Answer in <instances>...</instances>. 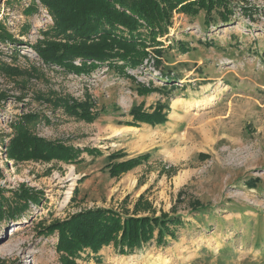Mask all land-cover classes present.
<instances>
[{
	"label": "rangeland",
	"instance_id": "rangeland-1",
	"mask_svg": "<svg viewBox=\"0 0 264 264\" xmlns=\"http://www.w3.org/2000/svg\"><path fill=\"white\" fill-rule=\"evenodd\" d=\"M32 1L0 0V20L16 40L0 43V66L28 72L0 69V139L7 141L18 117L35 113L37 135L101 153L81 152L75 163L15 162L0 146L4 197L22 184L43 193L25 211L5 210L0 264H60L57 234L40 235V228L84 208L131 212L136 203L139 215H181L176 238L130 253L109 244L82 254L79 264H264V0H227L234 12L228 23L215 13L216 24L206 25L203 11H173L169 32L157 38L166 50L161 64L128 68L131 77L106 65L77 75L42 64L33 48L51 20L38 0L29 12ZM142 86L154 91L140 93ZM56 97L89 99L97 116L66 114L50 102ZM157 102L168 105L167 121L126 124L132 106L152 111ZM122 126L133 129L114 135ZM117 151L125 156L115 161L149 158L111 176L108 154ZM196 201L202 210L193 212Z\"/></svg>",
	"mask_w": 264,
	"mask_h": 264
},
{
	"label": "trees",
	"instance_id": "trees-1",
	"mask_svg": "<svg viewBox=\"0 0 264 264\" xmlns=\"http://www.w3.org/2000/svg\"><path fill=\"white\" fill-rule=\"evenodd\" d=\"M45 7L50 23L42 31L43 38L34 44V51L45 66H56L64 72L89 75L100 66L106 65L122 76H129L127 69H136L151 64L158 67L161 56L166 51L158 41L169 32L173 11L195 16L205 13V24L213 21V13L222 23L232 20L233 10L227 0H38ZM29 12L37 11L36 0L27 7ZM242 8L249 14L250 10ZM216 24V23H215ZM14 41L0 20V43ZM16 41V40H15ZM169 46V45H168ZM166 46V48H168ZM185 52V50H183ZM147 59V62L145 60ZM79 60V64L74 61ZM11 75H24L28 72L18 67L0 66ZM154 91L141 87L140 93ZM2 96H0L1 101ZM53 106H61L66 114L77 119L93 121L97 113L92 111L93 102L72 98L56 97L50 101ZM168 105L157 102L152 111L143 104L132 106L128 114L132 121L127 125L139 123L150 125L167 121ZM37 114H25L11 123L12 133L7 141L0 139V146L6 156L15 162L24 160L75 163L81 152L89 155L100 154L97 148L75 147L62 141L49 140L37 135L30 126L37 121ZM124 153L108 154L107 168L111 176H118L140 165L149 158L145 152L121 161ZM254 179L247 184L253 186ZM0 188V219L25 211L30 204H38L43 198L40 190L26 188L23 184L12 191L11 198L4 197ZM139 201V199H138ZM117 211L112 208L91 207L76 211L64 219L54 220L38 231L40 235L57 234L56 252L60 264H79L82 254L89 258L95 256L104 246L113 244L121 253H130L143 243L155 240L165 245V237L176 238L175 232L184 224L181 215L161 213L159 215H139L136 208ZM193 212L202 210L196 201L191 206ZM43 224V222H40ZM98 262L99 257H94ZM87 264V263H84Z\"/></svg>",
	"mask_w": 264,
	"mask_h": 264
},
{
	"label": "bare ground",
	"instance_id": "bare-ground-1",
	"mask_svg": "<svg viewBox=\"0 0 264 264\" xmlns=\"http://www.w3.org/2000/svg\"><path fill=\"white\" fill-rule=\"evenodd\" d=\"M178 101L180 102L181 100H178ZM131 129H133V127H131V126H122L120 128L114 129L112 132H113L114 135H119L122 132L130 131ZM182 178H183V176L180 175L178 177V182H180L182 180ZM16 230H18V229H16Z\"/></svg>",
	"mask_w": 264,
	"mask_h": 264
}]
</instances>
